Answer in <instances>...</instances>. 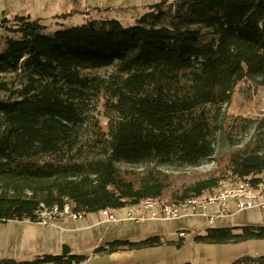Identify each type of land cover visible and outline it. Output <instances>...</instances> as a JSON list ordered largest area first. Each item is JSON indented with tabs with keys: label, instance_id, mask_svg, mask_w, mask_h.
<instances>
[{
	"label": "trees",
	"instance_id": "trees-1",
	"mask_svg": "<svg viewBox=\"0 0 264 264\" xmlns=\"http://www.w3.org/2000/svg\"><path fill=\"white\" fill-rule=\"evenodd\" d=\"M166 3L152 5L133 33L118 21L95 19L52 34L41 19L29 16H16L12 27L0 24L17 36L7 37L0 51V223H38L45 209L61 211L67 204L94 214L147 199L201 196L217 187L215 177L226 171L253 186L263 182L264 124L244 147L216 159L212 178L181 192L178 177L161 168L196 167L211 158L215 127L206 107L228 103L246 78L264 81V0H175L168 12ZM203 28L215 38L203 41ZM109 67L114 72L108 79L84 74ZM19 75L24 87L13 98L9 78ZM102 92L110 101L109 130L96 134L89 146L95 155L84 158L88 103ZM145 164L141 171L124 169ZM235 230L210 228L196 240H264V226ZM164 245L159 236L115 240L95 252ZM87 259L43 255L0 264ZM232 264H264V256Z\"/></svg>",
	"mask_w": 264,
	"mask_h": 264
},
{
	"label": "rangeland",
	"instance_id": "rangeland-1",
	"mask_svg": "<svg viewBox=\"0 0 264 264\" xmlns=\"http://www.w3.org/2000/svg\"><path fill=\"white\" fill-rule=\"evenodd\" d=\"M165 0H4V5L15 9L3 23V13L0 12V24L13 26L16 16L41 19L47 26V34H52L62 28L81 25L89 20H106L110 24L118 21L128 33L136 32L141 25L139 21L151 11L154 4ZM164 7L168 12L175 0H166ZM71 14V15H69ZM63 17V18H62ZM17 36L0 28V51L5 50V39ZM201 38L207 42L215 38L212 31L201 29ZM114 72L113 67L84 72L85 75L108 79ZM10 93L16 98L24 87L23 77L9 78ZM8 96L5 98H8ZM109 96L101 95L88 103V123L82 142L85 151L84 158L95 155V148H89L96 140V134L108 133L107 104ZM211 123H214L213 155L199 166L162 167L166 174H173L177 179V188L185 190L197 182L212 178L216 168V159L229 152L244 147L250 142L258 125L264 124V81L260 78H246L240 82L230 96L228 103L206 107ZM49 160V158H45ZM83 160V159H81ZM147 164L138 167H124L135 171L144 170ZM218 186L205 191L201 196L191 194V197L206 200L208 196L230 189L244 183L233 172L226 171L219 176ZM259 178L263 179L264 176ZM183 192V191H182ZM183 195V193L179 194ZM158 200V199H155ZM169 200V199H168ZM145 201V200H144ZM143 202V201H142ZM113 210L117 222L109 223L102 211L83 216L74 220L70 214L52 216L51 224H32L30 221H10L0 223V260H15L17 262L33 261L37 256L62 255L63 246L70 248L71 254L88 257L84 264H232L246 256H264V240H250L226 244H214L197 241V237L207 235L208 229L236 228L234 234H241L245 227H263L264 211L253 209L223 216L217 205L211 206L209 214L220 217L215 224L210 225L203 216H189L175 220H153L154 214L145 211L143 203ZM75 212L76 205H70ZM234 207L231 206V209ZM144 215V220L129 218L128 212ZM78 212V211H77ZM133 213V214H134ZM159 217V216H158ZM184 232V236L180 233ZM159 236L166 245L128 251L122 248L119 252L106 255L96 253L100 247L115 240L140 242Z\"/></svg>",
	"mask_w": 264,
	"mask_h": 264
},
{
	"label": "built area",
	"instance_id": "built-area-1",
	"mask_svg": "<svg viewBox=\"0 0 264 264\" xmlns=\"http://www.w3.org/2000/svg\"><path fill=\"white\" fill-rule=\"evenodd\" d=\"M143 208L145 211H151L154 214L153 220H175L179 218L189 216H203L207 219L210 225L216 223L219 215L209 214L208 210L211 206L217 205L222 211L223 216H229L232 214H238L242 211L260 209L264 211V182L259 183L256 186L251 185L248 182L237 184L232 190H225L220 196H208L206 200H201L199 197L190 198V203L177 204V202L164 201V203H151L143 201ZM140 205V204H139ZM138 206V205H137ZM231 206L234 208L231 209ZM70 204L65 205L63 210L59 211L58 208L52 210L45 209L40 216V222L44 225L51 224L50 220L52 216L70 214L74 220H80L85 215L82 211H71ZM106 217V221L109 223L117 222V217L113 210L102 211ZM134 211L128 212V217L136 220H144V215L133 214ZM159 216V217H158ZM184 232L180 233V236H184Z\"/></svg>",
	"mask_w": 264,
	"mask_h": 264
},
{
	"label": "bare ground",
	"instance_id": "bare-ground-1",
	"mask_svg": "<svg viewBox=\"0 0 264 264\" xmlns=\"http://www.w3.org/2000/svg\"><path fill=\"white\" fill-rule=\"evenodd\" d=\"M234 187H236V185ZM234 187H232V188H234ZM232 188L227 189V190H232ZM224 192H225V190L224 191H221V192H218V193H215L212 196H220ZM191 198H195V197H191ZM164 201H170V200H168V199H165V200H160V199H158V200H155V199H147L146 200V202H151V203H164ZM187 203H190V198L189 199H185L183 201H177V204H187Z\"/></svg>",
	"mask_w": 264,
	"mask_h": 264
},
{
	"label": "crops",
	"instance_id": "crops-1",
	"mask_svg": "<svg viewBox=\"0 0 264 264\" xmlns=\"http://www.w3.org/2000/svg\"><path fill=\"white\" fill-rule=\"evenodd\" d=\"M15 11V9H11V8H8L4 5V0H0V12L3 13V17L5 18L6 16H9L11 15V13ZM90 214H87V216H89ZM34 224V223H32ZM106 255H109V254H106ZM151 264V261H149Z\"/></svg>",
	"mask_w": 264,
	"mask_h": 264
},
{
	"label": "water",
	"instance_id": "water-1",
	"mask_svg": "<svg viewBox=\"0 0 264 264\" xmlns=\"http://www.w3.org/2000/svg\"><path fill=\"white\" fill-rule=\"evenodd\" d=\"M8 21V19L7 18H4L3 19V23H6ZM71 254V251H70V248L68 247V246H66V245H64L63 246V252H62V255L63 256H67V255H70Z\"/></svg>",
	"mask_w": 264,
	"mask_h": 264
}]
</instances>
